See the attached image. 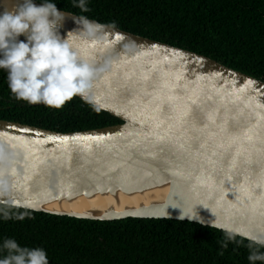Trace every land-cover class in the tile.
Masks as SVG:
<instances>
[{
  "label": "water",
  "instance_id": "1",
  "mask_svg": "<svg viewBox=\"0 0 264 264\" xmlns=\"http://www.w3.org/2000/svg\"><path fill=\"white\" fill-rule=\"evenodd\" d=\"M16 2L0 0V12ZM60 11L61 35L92 69L87 98L75 97L121 123L60 133L0 120V204L88 220L189 221L264 239V81ZM161 188L149 203L102 214L38 206Z\"/></svg>",
  "mask_w": 264,
  "mask_h": 264
},
{
  "label": "trees",
  "instance_id": "2",
  "mask_svg": "<svg viewBox=\"0 0 264 264\" xmlns=\"http://www.w3.org/2000/svg\"><path fill=\"white\" fill-rule=\"evenodd\" d=\"M50 2L264 81V0H86L88 12L75 6L78 0ZM7 76L0 69V120L60 133L121 123L75 96L58 109L16 100ZM226 234L189 221L88 220L0 204V245L11 238L20 247L41 248L49 264H250L252 251L264 254V246L249 248L252 241L236 235L222 247Z\"/></svg>",
  "mask_w": 264,
  "mask_h": 264
},
{
  "label": "clouds",
  "instance_id": "3",
  "mask_svg": "<svg viewBox=\"0 0 264 264\" xmlns=\"http://www.w3.org/2000/svg\"><path fill=\"white\" fill-rule=\"evenodd\" d=\"M75 6L89 11L86 0H78ZM64 19L65 14L50 0L39 4L17 0L12 10L0 12V69L7 71L8 88L16 100L58 109L76 95L87 98L92 69L61 35ZM81 19L87 23L86 18ZM251 240L249 248L264 246V239ZM234 241L235 234L228 233L222 247ZM0 249L5 253L0 264H49L45 250L20 247L11 238ZM248 259L255 264L264 261V254L252 251Z\"/></svg>",
  "mask_w": 264,
  "mask_h": 264
},
{
  "label": "bare ground",
  "instance_id": "4",
  "mask_svg": "<svg viewBox=\"0 0 264 264\" xmlns=\"http://www.w3.org/2000/svg\"><path fill=\"white\" fill-rule=\"evenodd\" d=\"M163 192L164 188L152 194L153 196L144 195L140 192L132 194H124L119 191L103 192L96 193L90 197L78 195L62 201L40 203L42 205L39 204L38 206L45 210L102 214L109 210L121 211L142 206L143 203H149L152 199H158Z\"/></svg>",
  "mask_w": 264,
  "mask_h": 264
}]
</instances>
